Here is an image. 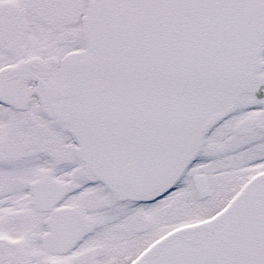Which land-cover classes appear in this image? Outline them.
I'll return each mask as SVG.
<instances>
[{
    "label": "snow or ice",
    "instance_id": "1",
    "mask_svg": "<svg viewBox=\"0 0 264 264\" xmlns=\"http://www.w3.org/2000/svg\"><path fill=\"white\" fill-rule=\"evenodd\" d=\"M0 264H264V0H0Z\"/></svg>",
    "mask_w": 264,
    "mask_h": 264
}]
</instances>
